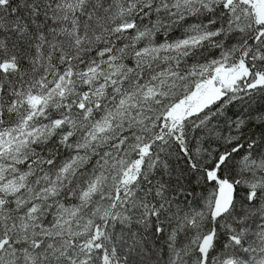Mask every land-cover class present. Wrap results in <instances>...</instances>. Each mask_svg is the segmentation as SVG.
Returning <instances> with one entry per match:
<instances>
[{
	"label": "snow or ice",
	"instance_id": "snow-or-ice-1",
	"mask_svg": "<svg viewBox=\"0 0 264 264\" xmlns=\"http://www.w3.org/2000/svg\"><path fill=\"white\" fill-rule=\"evenodd\" d=\"M0 264H264V0H0Z\"/></svg>",
	"mask_w": 264,
	"mask_h": 264
}]
</instances>
